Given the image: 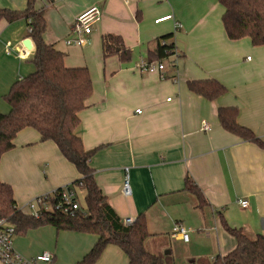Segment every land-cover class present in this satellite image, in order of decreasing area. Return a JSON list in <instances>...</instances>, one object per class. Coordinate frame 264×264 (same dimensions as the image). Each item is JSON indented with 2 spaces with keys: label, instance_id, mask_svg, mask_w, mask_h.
Listing matches in <instances>:
<instances>
[{
  "label": "crops",
  "instance_id": "0c3cea01",
  "mask_svg": "<svg viewBox=\"0 0 264 264\" xmlns=\"http://www.w3.org/2000/svg\"><path fill=\"white\" fill-rule=\"evenodd\" d=\"M29 0H0V9L24 12ZM102 12L84 45L68 44L74 21L90 8ZM43 11V40L65 54L68 68H87L93 93L79 113L77 135L86 151L97 149L90 161L107 204L123 220L147 217L148 250L169 254L175 264L213 261L232 252L237 241L222 225L251 238L264 233V149L222 128L218 110L238 109V123L264 142V46L250 39L231 41L223 27L219 0H34ZM173 16L172 20L155 23ZM182 27L176 30L175 25ZM27 21L0 20V113L10 112L4 100L13 84L35 72L32 50L24 46ZM119 37L130 59L104 58L103 40ZM173 35L180 55L178 83L157 74H142L137 65L151 61L159 39ZM216 80L227 93L209 101L191 92L188 82ZM168 99H171L168 101ZM140 110L141 113H137ZM207 124L209 130L204 131ZM14 149L0 162V180L13 189L17 207L71 185L82 176L53 142H42L33 129L21 131ZM132 195L122 192L125 175ZM190 177L206 200L199 208L186 190ZM249 202L247 208L240 201ZM182 224L191 229L189 242L172 238ZM98 237L58 232L53 227L16 235L14 248L25 258L51 253V263L78 264ZM0 264H3L0 262ZM97 264H129L126 254L110 245Z\"/></svg>",
  "mask_w": 264,
  "mask_h": 264
},
{
  "label": "trees",
  "instance_id": "16d2710c",
  "mask_svg": "<svg viewBox=\"0 0 264 264\" xmlns=\"http://www.w3.org/2000/svg\"><path fill=\"white\" fill-rule=\"evenodd\" d=\"M219 3L224 9L222 22L229 40L248 38L254 46H264V0H219ZM33 4L34 0H29L28 9L18 13L0 9V20L27 21L28 28L32 29L28 38L36 48L35 72L15 82L4 97L10 112L0 113V162L4 154L14 149L17 135L25 129H33L41 135L42 142L55 143L61 155L75 166L82 177L68 187L82 188L85 198L74 215L54 210L43 211L36 218L19 210L12 187L0 180V220L10 219L16 226V235L24 236L34 229L53 227L58 232L97 236L95 246L78 264H97L110 245L119 247L128 257L129 264H175L171 255L154 254L147 249L146 242L151 235L145 214L139 216L134 225L125 227L107 204L90 167L97 149L86 151L77 135L81 123L79 113L93 93L90 72L87 68L66 67L65 54L45 43V15L43 11H33ZM172 38L173 35H167L158 40L151 61H162L175 53ZM103 55L104 58L118 55L126 61L131 53L119 37L109 35L103 40ZM187 85L191 92L209 101L227 93L225 86L216 80L191 81ZM237 118L236 107L218 110V120L224 130L264 149V142L250 129L241 126ZM185 185L196 197L199 208L204 207L203 193L188 176ZM221 220L224 229L235 237L236 248L213 261L199 259L194 264H264V233L251 238L242 230L231 228L223 216Z\"/></svg>",
  "mask_w": 264,
  "mask_h": 264
},
{
  "label": "built area",
  "instance_id": "2783aa9c",
  "mask_svg": "<svg viewBox=\"0 0 264 264\" xmlns=\"http://www.w3.org/2000/svg\"><path fill=\"white\" fill-rule=\"evenodd\" d=\"M102 12L94 6L77 17L71 27V34L75 35L74 40H70L68 44L84 45L87 42V37L92 33L93 27L101 21ZM173 16H167L155 21L159 24L165 21L172 20ZM182 27L181 24L176 23L175 28L179 30ZM28 32L31 33L32 29L28 28ZM180 55L176 49L175 53L169 58L162 61H148L142 60L137 65V69L142 74H157L161 79H171L174 83H178V75L174 73V76L169 77L168 68L177 69V62ZM171 99H168L170 101ZM137 113H141L140 110ZM203 130H209L207 124L203 125ZM123 195L130 197L132 195V188L130 183V177L125 175L123 180ZM85 192L82 188L71 189L68 186L64 187L61 191L55 190L48 195L39 196L31 200L27 204V208L30 212V216L38 218L43 211H59L65 215H74L75 211L81 208V199L84 201ZM54 201V205L52 204ZM240 205L243 208L249 206V202L242 200ZM22 211L21 209H19ZM136 218L130 216L122 220V224L125 227H130L135 224ZM191 229L185 227L182 224H177L172 229V238L189 242ZM16 236V226L10 221V219L0 220V262L3 264H41L51 263L54 256L51 253H43L33 259L25 258L14 248V238Z\"/></svg>",
  "mask_w": 264,
  "mask_h": 264
},
{
  "label": "water",
  "instance_id": "95a60500",
  "mask_svg": "<svg viewBox=\"0 0 264 264\" xmlns=\"http://www.w3.org/2000/svg\"><path fill=\"white\" fill-rule=\"evenodd\" d=\"M24 46L26 47L27 50L31 51L32 50V41L30 39L25 40Z\"/></svg>",
  "mask_w": 264,
  "mask_h": 264
},
{
  "label": "rangeland",
  "instance_id": "374dc122",
  "mask_svg": "<svg viewBox=\"0 0 264 264\" xmlns=\"http://www.w3.org/2000/svg\"><path fill=\"white\" fill-rule=\"evenodd\" d=\"M83 204V201H82V199H81V205ZM148 249V248H147Z\"/></svg>",
  "mask_w": 264,
  "mask_h": 264
}]
</instances>
